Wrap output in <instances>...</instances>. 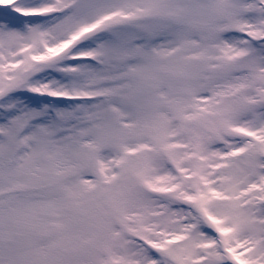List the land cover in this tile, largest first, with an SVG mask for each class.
I'll return each instance as SVG.
<instances>
[{
    "label": "snow or ice",
    "instance_id": "obj_1",
    "mask_svg": "<svg viewBox=\"0 0 264 264\" xmlns=\"http://www.w3.org/2000/svg\"><path fill=\"white\" fill-rule=\"evenodd\" d=\"M0 264H264V0H0Z\"/></svg>",
    "mask_w": 264,
    "mask_h": 264
}]
</instances>
